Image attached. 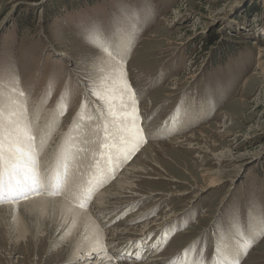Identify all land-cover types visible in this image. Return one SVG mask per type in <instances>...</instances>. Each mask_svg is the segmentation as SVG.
I'll list each match as a JSON object with an SVG mask.
<instances>
[{"label":"rangeland","instance_id":"rangeland-1","mask_svg":"<svg viewBox=\"0 0 264 264\" xmlns=\"http://www.w3.org/2000/svg\"><path fill=\"white\" fill-rule=\"evenodd\" d=\"M97 32L110 40L112 52L124 61L125 79L136 93L139 122L146 137V143L130 159L121 157L115 169L109 167L107 154L117 157L111 145H119L121 134L114 135L107 127L105 139V118L99 114L106 117L107 112L102 110L106 109L104 102L110 100L98 99L94 93L107 94L112 89L115 102L111 104L116 106L123 100L130 106V101L122 91L123 84L114 83L111 68L115 61L102 51L103 41ZM120 36L130 39L123 55L113 47ZM11 77L18 82L12 83ZM5 88L16 89L13 101L19 106L36 99L41 111L58 113L59 122L51 132L61 124L67 133L69 125L77 121L76 147L80 154L88 155L80 173L87 177L89 166L106 169L105 177L110 174L102 178V184L91 185L93 193L111 188L144 146L180 139L151 149L160 161L157 167L148 161L144 171L131 170L132 188L141 196L111 199L105 216L92 205L106 234H111L113 227L144 232L154 222L165 223L162 231L155 226L145 232L142 242L125 244L131 234L124 233L110 249L123 246L127 253H134L140 243L143 252L135 260L133 253L125 257L117 255V249L115 253L109 251L113 263L148 262L161 257L165 262L159 264H218L217 249L237 243L239 253L231 260L264 264L260 222L264 216V0H0V93H5ZM193 99L202 111L201 117L180 129L178 121L176 132L149 133L159 129V124L170 127L168 121L180 119ZM181 105L182 113L177 111ZM13 107L17 112L18 107ZM18 118L26 126L28 115L21 113ZM188 134L194 136L190 145L181 139ZM32 136L35 144L36 136ZM102 143L110 147L102 149ZM35 155L39 156L38 151ZM100 160L103 167H99ZM36 162L47 174L42 169L44 164L38 165L37 158ZM161 167L169 174L160 171ZM204 171L215 175L218 182L208 192L201 191L206 188ZM81 183L84 181L75 186L79 190H73L77 191L78 205L85 201L80 195L89 187ZM93 196L96 194L84 202L85 206H91ZM123 205L131 207L112 217L111 206L115 210ZM20 209L0 210V264H55L64 257L66 242L50 246L48 235L54 222H58L56 228L61 224L62 216L53 221L50 213L42 216L31 209ZM20 211L23 220L43 230L36 245L31 231L14 241V220ZM164 218L169 219L165 222ZM249 238L251 246L246 247ZM151 247L155 252H149ZM95 258L89 255L85 262L93 264ZM76 260L68 264H76Z\"/></svg>","mask_w":264,"mask_h":264},{"label":"bare ground","instance_id":"bare-ground-1","mask_svg":"<svg viewBox=\"0 0 264 264\" xmlns=\"http://www.w3.org/2000/svg\"><path fill=\"white\" fill-rule=\"evenodd\" d=\"M129 43H130V39L128 41H126L125 36H120L116 40V42H114L113 47L115 50H117L118 55H123L124 53L127 52L128 48L126 45H128ZM101 57L103 58V60H106L107 63L109 62V59L102 54V51H101ZM258 64H259V62L257 63V65ZM105 68H106V65H105ZM59 70H61V69H59ZM246 81H247V79H246ZM3 91L5 93H0V107L2 108L5 116H8L9 118H11V121L13 122V124L11 126L15 127L16 125H19L21 129L26 127V128H28V130H30V132H32V135L36 136V141H35L36 143L34 144L33 155L36 157L35 154L38 151L39 156L36 157L38 159V165L44 164V166L42 165L43 166L42 169L48 171V173H49V174L45 173L46 174L45 175L44 172H42L41 177L46 178V177L52 176L55 172L58 171L60 178L62 180L61 190H64V191L60 194L49 195V192L52 191V188L47 183H45V184L41 185V187L45 188L43 193H39L38 195L37 194H31L28 199L18 201L15 205H13L11 203L2 204V205H0V210L5 211L6 209H12V208L20 209V208H22V209H25L26 211L32 210L37 214H40V215L43 214L42 216H44L45 213H46V216H47V213H50L51 214L50 219L51 220L53 219V221H57V219H56L57 216H59V215L62 216V217H59V218H61L60 219L61 224L57 227L58 229L56 228V225L58 224V222H54V224H52V226H51L52 234H53V232H54V234L48 235V238H50V240L48 239L49 244L50 243L54 244V243L66 242V244L64 245L66 248L65 249V255L59 261H56L55 264H68L73 259H77L76 264H87L85 262V259L89 255L96 256L93 264H115V263H113V260H112L113 259L112 254H110L109 251L115 253V251L117 249L118 250L116 252L117 255H124L125 257H127V255L130 256L127 253L128 250L121 249L123 246L116 248L115 251H113L114 250L113 248H112L113 250L110 249V247L113 244H115L117 240H121V238H123L124 233L130 232V234H131V237L128 236V240L124 242L125 244H127L130 242L137 243L141 240H144V238L146 237L145 232H148V230L155 228V226L157 227L156 230H158V229H160V231L164 230L165 227L163 224H165V223L162 221L160 223H157V222L152 223L153 227L149 226L147 228V230H145L144 232H141L140 230H136V228L134 229L135 231H133V228H129V229H131V230H129L128 228H125V227L122 229H119L118 227H113V229H115V230H113V232L111 234H106L105 231L102 229V225H104V224L101 223V221L97 220V218H96L97 215H95V212L92 211V205L94 204V207L96 206L95 208H97V212L99 211V213H101L102 216H105L108 213L107 210H109V209H108L107 205H109L108 202H110L111 199L115 198V200H117L121 197H125L126 199L127 198L133 199V198H135V196H138V197L141 196L137 192V189H135L134 187L132 188V186H135V185H133L134 179H132V177L134 176V174H133V172H131V170L138 168L139 171H144L146 169L148 161L150 162V164H153L154 166L157 167L158 164L160 163V161H157L156 158L153 157V154L151 153V149L156 147V146H160V145L164 144L165 142L170 143V144H175L178 142V140H180L179 138H176V137L175 138H169V139H167V141H165L163 143H155V144H149L148 143L149 145H147L146 147L144 146L142 148L141 152L132 161L129 168L128 169L123 168L126 170L121 174L122 176L118 177L116 179V181L113 183V185H112L113 190H111L112 187L111 188H102V189L99 188L100 191L98 193L92 192V194H96V197L93 196L94 198L92 200V204L89 202L91 204V206L90 207L85 206V207L81 208L78 205L79 204L78 201H77L78 204L75 202L78 198L77 197L78 195H74L77 192L76 190L78 189V187H75V186H77V184L79 182H81V180L84 181V184L81 183L83 186H85L86 184L89 185L90 181L92 182L91 185L94 184V182H95V184L98 186L104 182V180H102V178L106 179L110 174L105 177V173H107L106 169L105 170H100L99 168H96V169L93 168L92 169L89 166H88V168H89L90 172H89V170H87V177H83V175L80 173L83 171V168H82L83 165L85 167V163L87 162L88 155L80 154L82 152H79L77 150V147H76L77 142L74 140L76 138L74 133L76 132L77 121H75L71 125H69L67 133L64 132L65 130H67V128L64 129L65 128L64 125H61V124H60L61 127H58V128H56L55 131L53 130V132H51L49 130L53 129L57 125V122H59L58 117H57L58 113H56L54 111H48V110H42L41 111V108H40L41 105H39L41 103L38 100L36 101V99L33 100V102L28 103L26 106L23 104H21V106H19L16 103H14V101H13L15 96H14V92L11 89L5 88ZM110 91L112 92V89H110ZM124 96H125V93H122L120 95V97H124ZM124 102L127 105L128 101L123 100L122 102H120V101L116 102L117 103V106H116L114 104H111L112 102L106 101V102H104L106 105L104 108H106V109L102 110V111L107 112L105 114L106 117L102 116L101 113L99 114V115H101V118L102 117L105 118L102 126L103 127H105V126L110 127L109 129H110L111 133L114 135L121 134L118 127H117V125L120 123V121L118 119H114L110 113L111 112L126 111L127 108L125 109ZM200 103L202 104V101H200ZM32 104H34V105H32ZM197 104H198V102H197ZM35 105H37V106L34 107ZM13 106L18 107V108H16L17 112L13 111L15 109V107H13ZM186 110L187 111L184 112L185 116H184V114H180L179 115L180 119L175 118L173 120L171 119L170 121H168L170 127L167 125L160 126V124H159V127H160L159 129H157L155 131L151 130L149 133L157 135V133L159 134V132H160L161 134L166 135V133H171L172 131L176 130V128L178 127V124H177L178 121L180 123V127H178V129H180L181 127L185 126L186 124L190 123L191 121L193 122L198 116L201 117V115H202V111H201L200 107L197 108V106H196L195 99L192 100L190 107ZM108 111H111V112H108ZM177 111L182 113L184 111L183 105H181L180 109H178ZM11 113H13V114H11ZM21 113L24 115L27 114L29 117L28 121L26 122V126H25V123L24 124L21 123L20 122L21 119L18 118V115L20 116ZM97 115H98V113H94V116H97ZM35 118L38 119L36 122L34 121ZM101 118H98L99 121H101ZM143 122H145V121H143ZM173 123L176 124V127L173 126ZM188 126H189V124H188ZM176 131H178V130H176ZM176 131H174V132H176ZM198 133H200V134L203 133V130H199ZM193 138H194V136L192 134H188V135L183 136L181 139H184L186 141V143L188 145H190L192 143ZM115 139L116 138L113 137V140H115ZM93 144H95V143H93ZM72 146H73V148H72ZM112 149H114V151H116L115 148H112ZM157 151H159V150H157ZM108 155L109 154H107V156ZM90 157H91V155L89 154V159H90ZM113 158H114L113 162L115 163V154L113 155ZM100 159H102V158H100ZM99 162H98L99 167H103L104 165L101 163L102 161L100 160ZM109 167L113 168L110 165H109ZM116 167H114V169ZM94 169L97 170L96 173L93 172ZM163 170H165L166 174H167L168 169L165 167H161L160 171L164 172ZM160 171H158L157 173L159 174ZM67 173H68V175H67ZM168 174H169V172H168ZM203 174L205 176V178H203V179H205L206 188L201 189V191L204 190V191L208 192V191L212 190L211 188H213V187L215 188L218 186V182H216L215 175H211V173H209L208 171H204ZM97 175H99V176H97ZM63 180H64V182H63ZM74 189H76L75 190L76 192L73 191ZM71 191H72V193H71ZM78 194H79V192H78ZM174 194H176V193H174ZM197 194H198V192H197ZM80 196H82V194ZM143 197H147V196L144 195ZM69 198H71L72 200H70ZM83 202H85V201H83ZM127 202H129V201H127ZM114 207L111 206L112 211H114L112 217H114V216L117 217L118 215L125 212L124 209H128L129 207H131V205H128L127 208H123L124 207V205H123V206H121L120 209L117 208V209L113 210ZM22 209H20V210H22ZM20 213H21V211H20ZM102 213H104V214H102ZM142 214L138 213L137 215H142ZM23 217H25V216L23 213H21V214H19V217L16 220H14L15 221V224H14V236H15L14 241H16L18 238L25 237L28 234V232L31 231V237L33 238L35 245H36L38 239L41 238L39 233H43V230H42V228H41V231H39L37 229L39 231L38 232L35 229V227H33L31 225L32 222L27 223L25 220L22 219ZM28 217H31V216H28ZM112 217L110 219L106 218L107 224L111 221ZM138 217H140V216H138ZM158 219L160 220L161 217ZM158 219H156V220H158ZM167 219H169V218H167ZM167 219L164 218V221L166 222ZM100 220H101V218H100ZM122 222H125V221L123 220ZM144 226L146 227L147 224H144ZM256 228L258 229L259 226H257ZM54 229H55V231H54ZM46 231H47V229H46ZM107 235H112V237L108 238ZM128 241H130V242H128ZM51 244H50V246H51ZM218 249L221 250L219 252L220 255H219L218 260H217L218 264H224V261H223L224 257H227L228 261H230L231 259H235L239 253V247H238L237 243H229V244H227V246L223 245V246H220ZM150 251L155 252L154 248H152V247L149 250V252ZM132 262L127 263V264H159V262H165V261L161 260V257H159V258L156 257V258L151 259L148 262H145V261H135V262L132 261Z\"/></svg>","mask_w":264,"mask_h":264},{"label":"snow or ice","instance_id":"snow-or-ice-1","mask_svg":"<svg viewBox=\"0 0 264 264\" xmlns=\"http://www.w3.org/2000/svg\"><path fill=\"white\" fill-rule=\"evenodd\" d=\"M94 31V30H93ZM97 36L103 41L102 51L106 52L112 61L115 63L112 65L111 75L115 77L114 83H122V91H126L128 94V100L130 106L124 107L130 110L111 112L110 114L114 119H118L120 123L117 125L121 135L119 136V145L115 142L111 147L115 148L118 155L114 158L108 155V163L111 167L118 166L119 159L122 157L125 161L131 158V155L139 150V146L142 143H146V137L144 129L140 124V117L138 114V101L136 100V93L131 89V86L127 83L125 77L126 73L123 70L122 65L124 61L122 58L116 56L111 50V43L107 37L97 32ZM97 47H99L97 45ZM12 83H17L15 77H11ZM16 91L15 88L11 89ZM20 96H23V91L19 92ZM98 99H107L111 102H115V97L111 91L107 94L102 91L94 93ZM123 100V97H121ZM82 107L85 104L82 103ZM67 111V105L64 106V112ZM90 119V118H89ZM13 122L8 116H5L2 109H0V205L5 203H11L15 205L21 199H28L31 194H39L41 185L47 183L52 191L49 195L58 194L62 187V180L59 172H55L51 177L42 178L37 167L36 157L33 155L34 140L30 130L21 129L19 125L12 127ZM21 132L23 138L21 136ZM105 139L107 140V126H105ZM108 143H102L101 148H109ZM103 155V153H102ZM91 181L89 187L86 188L82 195L84 200L90 199L92 195ZM81 208L85 207V203L82 201L79 205ZM261 233L264 234V216L261 217ZM251 246V238H249L246 247ZM221 250L218 249V253ZM224 264H239L237 260L228 261L227 257L223 258Z\"/></svg>","mask_w":264,"mask_h":264}]
</instances>
